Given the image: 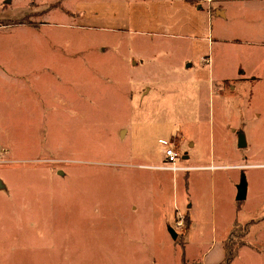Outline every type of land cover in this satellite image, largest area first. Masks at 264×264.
Here are the masks:
<instances>
[{"label":"rangeland","instance_id":"obj_1","mask_svg":"<svg viewBox=\"0 0 264 264\" xmlns=\"http://www.w3.org/2000/svg\"><path fill=\"white\" fill-rule=\"evenodd\" d=\"M8 1L0 21L16 24L0 25L9 73L0 71V264H181L183 255L202 264L220 260L226 237L264 250V80L215 86L227 96H212L192 75L170 74L168 64L182 63H163L156 44L140 50L78 27L72 12L88 0ZM103 2L110 14L113 0ZM136 55L145 61L132 70ZM161 138L188 153L185 166L242 167L150 169L162 165ZM240 249L232 264H264Z\"/></svg>","mask_w":264,"mask_h":264},{"label":"crops","instance_id":"obj_2","mask_svg":"<svg viewBox=\"0 0 264 264\" xmlns=\"http://www.w3.org/2000/svg\"><path fill=\"white\" fill-rule=\"evenodd\" d=\"M103 1L81 3L80 9L72 12L80 14L76 17L77 26L110 32L118 40L140 50L156 44L163 63L173 59L182 63L179 67L168 64L170 74L192 75L195 83L207 86L209 95L227 96L225 88H218L216 93L215 86H232L248 82L244 79L250 78H255L251 81L255 84L264 80V0H212L210 3L204 0L195 3L189 0H113L110 14L105 13ZM144 61V56L136 55L129 67L138 69ZM0 71L9 74L1 64ZM235 89L232 87V91ZM146 90L147 94L151 91L150 88ZM185 159H190L188 153ZM189 167L209 170L210 165ZM227 239L220 244L219 262L211 257L208 262L201 263L221 264L225 259ZM245 247L257 255H264V250L257 251L249 245L241 249ZM237 258L239 254L235 260Z\"/></svg>","mask_w":264,"mask_h":264},{"label":"built area","instance_id":"obj_3","mask_svg":"<svg viewBox=\"0 0 264 264\" xmlns=\"http://www.w3.org/2000/svg\"><path fill=\"white\" fill-rule=\"evenodd\" d=\"M207 3L212 2V0H204ZM160 143L164 146V159L162 165H157L150 167V169L167 171V172H186L190 171L192 168L183 165L185 157L181 156L179 152L176 151L174 144L169 140H161ZM225 167L210 166L209 170L221 169Z\"/></svg>","mask_w":264,"mask_h":264},{"label":"trees","instance_id":"obj_4","mask_svg":"<svg viewBox=\"0 0 264 264\" xmlns=\"http://www.w3.org/2000/svg\"><path fill=\"white\" fill-rule=\"evenodd\" d=\"M189 1H191L192 3H195L196 2V0H189ZM12 24H16V22H14V21H12V20H4V21H0V25H4V26H9V25H12ZM238 203H241V202H238ZM189 217L188 216H186L185 217V220H188V222H189V219H188ZM237 227H240V226H238V223L237 222H235L234 223V228H233V230H232V232H231V237H233V238H235V232H236V229H237ZM248 230H249V226L248 225H246L245 227H244V232L247 234L248 233ZM230 237V238H231ZM245 237V236H244ZM232 239V238H231ZM245 245H247V243H246V241H241V243L237 246V249L235 248L236 247V245L233 247L232 245H229V239H227L226 241H225V252H226V254H225V259H224V261L221 263V264H232V262L235 260V258L238 256V250L241 248V247H243V246H245ZM235 248V249H234ZM181 264H187L186 263V260H185V256L183 255V257H182V263Z\"/></svg>","mask_w":264,"mask_h":264},{"label":"water","instance_id":"obj_5","mask_svg":"<svg viewBox=\"0 0 264 264\" xmlns=\"http://www.w3.org/2000/svg\"><path fill=\"white\" fill-rule=\"evenodd\" d=\"M10 2V0L8 1ZM240 146H244L242 143ZM2 183L0 181V189L2 188ZM247 199V184H246V178L242 177L240 184L238 185V193H237V198L236 200L238 202H243ZM176 237V235H174Z\"/></svg>","mask_w":264,"mask_h":264}]
</instances>
